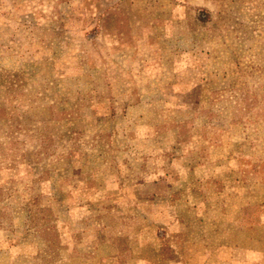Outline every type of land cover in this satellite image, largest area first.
Wrapping results in <instances>:
<instances>
[{
	"label": "rangeland",
	"instance_id": "374dc122",
	"mask_svg": "<svg viewBox=\"0 0 264 264\" xmlns=\"http://www.w3.org/2000/svg\"><path fill=\"white\" fill-rule=\"evenodd\" d=\"M0 264H264V0H0Z\"/></svg>",
	"mask_w": 264,
	"mask_h": 264
}]
</instances>
